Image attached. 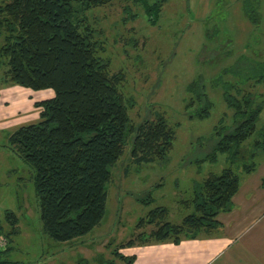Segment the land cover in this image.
Here are the masks:
<instances>
[{"label":"rangeland","instance_id":"obj_1","mask_svg":"<svg viewBox=\"0 0 264 264\" xmlns=\"http://www.w3.org/2000/svg\"><path fill=\"white\" fill-rule=\"evenodd\" d=\"M88 15L101 33L102 57L110 62L111 73L124 74L121 91L134 102L129 107L131 122L139 125L164 116L176 130L174 148L165 162L138 165L132 158L131 136L124 155L111 169L103 221L79 238L89 251L54 242L43 230L34 170L8 147L14 131L41 120L38 105L53 92L0 80V221L10 239V250L1 260L10 264H128L114 255L116 249L140 233L149 238L156 230L153 224L137 229L140 219L164 207L169 210L168 221L180 224L193 214L194 192L209 173L218 174L232 167L231 163L241 172L251 161L256 171L250 176L243 173L232 210L217 217L214 232L222 233L228 243L212 264H264V152L254 146L264 135L260 132L264 83L246 82L248 74L257 75L255 66L248 67L249 60L259 64L264 76V0H168L156 20L134 0H112ZM4 70L0 68L1 78ZM197 81L214 105L212 115L204 120L193 117L203 104L189 106V86ZM226 84L233 92L240 88L255 93L257 104L263 106L260 134L241 145L236 158L219 154L213 161L196 163L214 142L201 147V137L214 135L221 120L229 129L235 126L233 112L224 101ZM6 213L18 219L15 232L6 223ZM130 251L120 250L124 255Z\"/></svg>","mask_w":264,"mask_h":264},{"label":"trees","instance_id":"obj_2","mask_svg":"<svg viewBox=\"0 0 264 264\" xmlns=\"http://www.w3.org/2000/svg\"><path fill=\"white\" fill-rule=\"evenodd\" d=\"M111 1L6 0L0 4V68L5 69L0 80L34 91L53 92L38 105L41 120L14 131L8 147L34 170L43 230L54 242H71L101 224L106 214L111 169L124 155L131 136L132 158L138 165L165 162L174 148L176 130L164 116L157 115L155 120L139 125L131 122L129 107L134 102L128 101L121 91L124 74L111 73L110 62L102 57L104 42L88 14ZM134 1L156 20L168 0ZM249 61L248 67L255 66L257 75L248 74L246 82L264 83L259 64ZM225 87L224 101L233 112L235 126L229 129L221 120L214 135L201 137L200 146L214 142L196 163L213 161L219 154L236 158L241 145L264 133V128L258 132L263 106L257 104L255 93L240 88L233 92L229 84ZM189 93L191 108L196 103L203 104L194 110L193 117L209 118L214 105L202 82L192 83ZM254 146L264 152V135ZM231 164L232 167L204 178L194 192L193 214L180 224L168 221L169 210L164 207H157L140 219L137 229L153 224L156 230L149 238L140 233L136 238L139 243L178 244L188 235L196 238L214 233L220 213L233 208L243 173L250 176L256 171L251 161L245 163L241 172ZM5 217L15 232L18 219L12 213ZM4 228L0 221V234L9 238ZM136 239L121 245L114 255L128 264L134 263L135 258L124 256L120 250L135 245ZM9 250L10 247L0 253V264H10L1 260Z\"/></svg>","mask_w":264,"mask_h":264},{"label":"crops","instance_id":"obj_3","mask_svg":"<svg viewBox=\"0 0 264 264\" xmlns=\"http://www.w3.org/2000/svg\"><path fill=\"white\" fill-rule=\"evenodd\" d=\"M67 243L72 249L76 247L75 250L89 251L79 238ZM227 243L228 240L222 233L214 232L196 238L188 235L178 244L164 242L143 245L136 242L121 250L132 251L128 255L123 254L135 258L134 263L130 264H212L226 250Z\"/></svg>","mask_w":264,"mask_h":264},{"label":"built area","instance_id":"obj_4","mask_svg":"<svg viewBox=\"0 0 264 264\" xmlns=\"http://www.w3.org/2000/svg\"><path fill=\"white\" fill-rule=\"evenodd\" d=\"M9 238H7L5 235L0 234V253L6 252L9 248Z\"/></svg>","mask_w":264,"mask_h":264}]
</instances>
